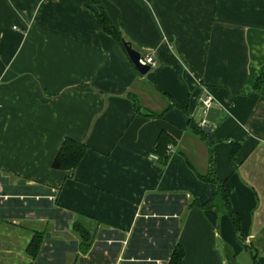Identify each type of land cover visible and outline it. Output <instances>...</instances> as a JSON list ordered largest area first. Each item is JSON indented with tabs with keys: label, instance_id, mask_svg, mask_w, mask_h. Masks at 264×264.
Returning a JSON list of instances; mask_svg holds the SVG:
<instances>
[{
	"label": "crops",
	"instance_id": "obj_1",
	"mask_svg": "<svg viewBox=\"0 0 264 264\" xmlns=\"http://www.w3.org/2000/svg\"><path fill=\"white\" fill-rule=\"evenodd\" d=\"M99 1L0 0V264H264V0Z\"/></svg>",
	"mask_w": 264,
	"mask_h": 264
},
{
	"label": "trees",
	"instance_id": "obj_2",
	"mask_svg": "<svg viewBox=\"0 0 264 264\" xmlns=\"http://www.w3.org/2000/svg\"><path fill=\"white\" fill-rule=\"evenodd\" d=\"M98 5H100L99 0H94ZM97 18L100 22L101 27L106 31L107 33L111 34L118 40L120 44L125 48L123 41L125 40L122 32H120L109 20L107 15L104 13L103 10H100L97 12ZM255 89L261 93L264 94V68L258 77ZM138 108V107H137ZM201 132L204 133V128H200ZM87 145L85 143L77 142L72 139H66L60 152L58 153L55 161H54V167L58 169H72L75 170V168L79 165L81 162L84 154L87 151ZM165 156V155H164ZM162 156V157H164ZM201 179L206 181H212L217 184L218 191L216 195L207 203L200 204L203 208H210V207H217L218 209L221 208L222 211H226L227 214L231 216V218L234 221L235 226L240 230V216L235 211V209L231 206V203L228 199V193L225 187V184L223 181L219 180L216 177H213L211 175L209 176H203L199 175ZM40 236L37 235L34 240L32 241L30 245L29 251L36 255L38 248L40 247ZM182 251H176L175 256L171 262V264H179L180 257L182 256ZM228 258L230 259V264H235L233 261V255L230 251H228Z\"/></svg>",
	"mask_w": 264,
	"mask_h": 264
},
{
	"label": "built area",
	"instance_id": "obj_3",
	"mask_svg": "<svg viewBox=\"0 0 264 264\" xmlns=\"http://www.w3.org/2000/svg\"><path fill=\"white\" fill-rule=\"evenodd\" d=\"M140 62L143 65H149L151 68L157 65V61L154 57H152L151 55H145L142 56L141 55V59ZM202 114H203V118L200 122V127L204 128V126L208 125L207 124V120H206V116L208 114V111L210 110V108H212L214 106L215 103V99L214 96L209 93V92H205L203 97H202ZM172 147L169 146L168 147V151H171ZM155 158H158L157 155H154Z\"/></svg>",
	"mask_w": 264,
	"mask_h": 264
},
{
	"label": "water",
	"instance_id": "obj_4",
	"mask_svg": "<svg viewBox=\"0 0 264 264\" xmlns=\"http://www.w3.org/2000/svg\"><path fill=\"white\" fill-rule=\"evenodd\" d=\"M123 43H124L125 49H126L128 55H129L130 59L132 60V62L136 66V68L139 70V72L141 74H146L147 72H149L150 69H151V67L149 65H143L140 62V59H141L140 52H138L136 49H134V47L132 46V44L129 43L128 41L124 40ZM212 128H213L212 125H206V126H204V130L206 132H208Z\"/></svg>",
	"mask_w": 264,
	"mask_h": 264
}]
</instances>
